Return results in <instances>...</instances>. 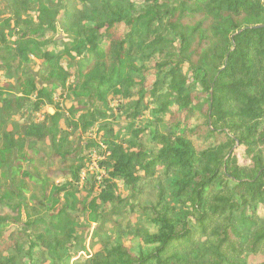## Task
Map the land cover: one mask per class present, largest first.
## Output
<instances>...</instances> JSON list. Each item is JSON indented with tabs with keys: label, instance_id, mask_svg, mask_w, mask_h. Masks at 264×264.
<instances>
[{
	"label": "trees",
	"instance_id": "1",
	"mask_svg": "<svg viewBox=\"0 0 264 264\" xmlns=\"http://www.w3.org/2000/svg\"><path fill=\"white\" fill-rule=\"evenodd\" d=\"M68 1H25L38 19L55 6L73 19L58 47L0 21L3 48L47 73L38 85L25 70L15 96L0 87V166L27 138L56 143L67 93L76 143L29 177L47 220H21V199L0 213V264H69L84 248L80 216L113 237L79 264H264V0ZM110 103L130 120L123 132L102 122ZM92 131L111 136L105 148L81 141Z\"/></svg>",
	"mask_w": 264,
	"mask_h": 264
},
{
	"label": "rangeland",
	"instance_id": "2",
	"mask_svg": "<svg viewBox=\"0 0 264 264\" xmlns=\"http://www.w3.org/2000/svg\"><path fill=\"white\" fill-rule=\"evenodd\" d=\"M26 0H0V21L5 18H9L10 26L13 27L16 32L18 30H27L28 28L36 29L30 33L31 36L43 37V40H49L58 47L60 42L67 40L75 33V25L72 18L65 17L63 14V8L61 6L49 7L45 17L38 19L36 13L30 10V7L25 4ZM59 4L60 0H56ZM49 2V0H42V3ZM72 10L75 0L68 1ZM196 8L198 6L196 5ZM10 30L5 29L6 41L10 40ZM9 39V40H8ZM216 40H211L212 45L216 44ZM11 46V50L3 48L0 43V87H2L10 96L18 95L22 89L26 87L25 70H28L38 85H42V80L47 77L46 70L40 58L29 55V61L27 63L20 60L14 52V46ZM75 72V70H74ZM72 80L69 81L72 84ZM70 93L66 94V98L61 102V120L59 122L60 133L56 138V143L52 144L49 139L46 141H35L33 138H27L22 149H14L9 156V160L4 162L0 166V213L8 211L7 205H15L22 200V208L20 212L21 220H33L36 218H43L47 220L49 218L50 203L47 200L42 199L39 186L33 183L29 177H42L44 171L47 168H56L60 166V162L52 157V153L56 147L62 143V147L70 149L76 143L73 139V129L68 127V116L71 115L69 109L72 107L73 99L69 98ZM95 106L104 109L100 104L96 103ZM84 105H74L73 108L79 111ZM109 108L112 110L113 117L106 119V122L110 124L114 130V133L123 132L124 126H126L130 120L125 117L123 112L117 110L115 103H110ZM51 106L45 105L35 112L32 116L34 121H39L43 118L44 113H52ZM128 137V135H127ZM111 136L100 132H86L81 135V141H94L100 144L102 148H105L104 142L110 139ZM82 144V143H81ZM97 155L92 154L91 160H86L85 165L90 174L93 169L97 168ZM241 162L244 163L245 159L240 156ZM0 157V162H1ZM23 172H27V176L23 175ZM103 174V171H98ZM90 185L82 188L77 193L79 198H84L88 192ZM117 192L124 193L121 186L117 184ZM19 196L21 198H19ZM4 214V213H3ZM9 219L16 220L14 216H8ZM79 227L76 229L75 234L78 235L83 249L76 253V256L71 259L69 264H79L74 260L78 257L89 258L94 255L97 250L103 247V242L107 240V237H113V232L110 231L107 223H88L83 218L79 217ZM109 240V239H108ZM128 245V241H125ZM258 257L249 258L250 263L257 261Z\"/></svg>",
	"mask_w": 264,
	"mask_h": 264
}]
</instances>
